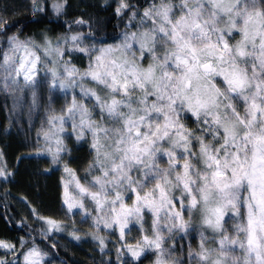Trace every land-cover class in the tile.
<instances>
[{"label": "snow or ice", "instance_id": "obj_1", "mask_svg": "<svg viewBox=\"0 0 264 264\" xmlns=\"http://www.w3.org/2000/svg\"><path fill=\"white\" fill-rule=\"evenodd\" d=\"M0 96L23 133L0 186L63 172L60 216L21 195L0 264H70L60 241L92 264H264V0H0Z\"/></svg>", "mask_w": 264, "mask_h": 264}, {"label": "trees", "instance_id": "obj_2", "mask_svg": "<svg viewBox=\"0 0 264 264\" xmlns=\"http://www.w3.org/2000/svg\"><path fill=\"white\" fill-rule=\"evenodd\" d=\"M73 4L79 3L80 0H72ZM136 2V0H133ZM143 3L144 0H139ZM110 15V14H108ZM25 17H20L24 19ZM64 19H71V17H66L60 21L53 20L47 26L54 28L56 31H60V25H63ZM116 24V20H112L107 28L109 34L113 33V27ZM66 27V26H65ZM36 26L29 25V31H35ZM118 31V30H117ZM3 101H5L0 96V141L7 142L11 145L9 150V163H15V156L19 154L17 149L20 147L23 141V133L17 135V130L13 126L11 131V137H6L2 135L3 130L9 126V118L6 117L4 108H2ZM78 158V157H77ZM73 168H79L78 163H73L70 165ZM36 165L34 162H25L21 167V174L17 179L15 184H9L7 190L0 186V216L4 215L5 206L4 201L7 200L8 211L7 215L13 217L14 219L9 222L4 219H0V239H16L19 235L25 234L21 228L18 227L21 218H25L19 204H23L19 201L21 195H27L30 199L34 200L36 206L41 207L42 214L54 215L59 217L61 214L60 201L58 199L60 195V179L63 175L62 170L57 171L52 174L46 175H34V169ZM43 167V166H41ZM82 176L83 173L81 172ZM38 190V191H37ZM39 196V200H36V196ZM35 227V225H32ZM67 239V238H66ZM113 243H115L116 237L110 238ZM59 248H53L51 251L54 255L53 258L57 261H69L75 262V264H92V258L94 257L97 261L99 260L98 249H93L91 242L85 244L83 247H72L66 244L65 241H60ZM111 248V244H109ZM112 259L115 260V251H112ZM149 262L146 260L145 264Z\"/></svg>", "mask_w": 264, "mask_h": 264}, {"label": "rangeland", "instance_id": "obj_3", "mask_svg": "<svg viewBox=\"0 0 264 264\" xmlns=\"http://www.w3.org/2000/svg\"><path fill=\"white\" fill-rule=\"evenodd\" d=\"M77 63H79V62H77ZM84 63L86 64L87 61L85 60ZM1 97H2V96H1ZM2 98H3V97H2ZM3 99H4V98H3ZM11 106H12V101H11V100H8V101H7V104L5 103V101H3L2 108H4V111H5V113H6V117L9 118V122H10V119H11L12 121H18V119H19L21 113H20L19 110H17L16 113H10V112H9V109L11 108ZM58 107H59V106L57 105V108H58ZM24 111L26 112V109H25ZM40 115H42V112L40 113ZM33 122L36 123L37 126L39 125V122H40L39 119L37 118V116H36L35 114H34V116H33ZM27 123H28V121H27V116L25 115V116H24V125L27 126ZM14 127L16 128V130H18V125H17V126H14ZM33 136H34V132H33ZM19 207L21 208L22 212L24 213L25 217L27 218V217H28V211H29V210H28L23 204H19ZM133 235H135V234H133ZM185 244H187V241H185ZM148 264H149V263H148Z\"/></svg>", "mask_w": 264, "mask_h": 264}]
</instances>
